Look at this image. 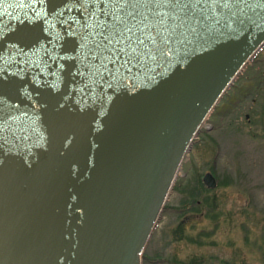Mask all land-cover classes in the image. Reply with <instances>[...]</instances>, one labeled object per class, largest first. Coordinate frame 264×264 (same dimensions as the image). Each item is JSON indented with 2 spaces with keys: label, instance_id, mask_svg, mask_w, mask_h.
<instances>
[{
  "label": "water",
  "instance_id": "water-1",
  "mask_svg": "<svg viewBox=\"0 0 264 264\" xmlns=\"http://www.w3.org/2000/svg\"><path fill=\"white\" fill-rule=\"evenodd\" d=\"M176 5L137 53L103 31L125 7ZM263 46L264 0H0V264H141L203 122Z\"/></svg>",
  "mask_w": 264,
  "mask_h": 264
},
{
  "label": "rangeland",
  "instance_id": "rangeland-1",
  "mask_svg": "<svg viewBox=\"0 0 264 264\" xmlns=\"http://www.w3.org/2000/svg\"><path fill=\"white\" fill-rule=\"evenodd\" d=\"M164 207L141 264H264V49L203 122Z\"/></svg>",
  "mask_w": 264,
  "mask_h": 264
},
{
  "label": "snow or ice",
  "instance_id": "snow-or-ice-1",
  "mask_svg": "<svg viewBox=\"0 0 264 264\" xmlns=\"http://www.w3.org/2000/svg\"><path fill=\"white\" fill-rule=\"evenodd\" d=\"M119 3L128 6L129 0H119ZM185 11L186 8L184 6L176 5L175 11H169L168 13L161 12L157 7L155 11L150 10L147 13L141 14L135 8L125 7L118 14L109 13L112 16V22L107 23L106 20L103 31L105 29L108 30L109 37L112 38L115 44L122 45L121 51H124L127 56L132 53H137L139 45L143 43V40L135 37L136 32L142 33L146 39H152L153 44H155L156 41L152 29H155L157 32H163L164 34L168 33L169 17L171 16L175 21L181 20ZM171 27H179V24L173 23ZM116 32L120 33L119 38L115 36ZM126 41H132V43Z\"/></svg>",
  "mask_w": 264,
  "mask_h": 264
},
{
  "label": "trees",
  "instance_id": "trees-1",
  "mask_svg": "<svg viewBox=\"0 0 264 264\" xmlns=\"http://www.w3.org/2000/svg\"><path fill=\"white\" fill-rule=\"evenodd\" d=\"M205 200H206V201H205V206H206L207 212L210 213V214L215 213V208H216V205H217V204L215 205L214 200H213L214 203H209L207 198H205ZM216 203H217V202H216ZM215 215H216V214H215ZM215 215H212L213 218L215 217ZM228 261H229V260H228ZM228 261H226V264H229Z\"/></svg>",
  "mask_w": 264,
  "mask_h": 264
},
{
  "label": "flooded vegetation",
  "instance_id": "flooded-vegetation-1",
  "mask_svg": "<svg viewBox=\"0 0 264 264\" xmlns=\"http://www.w3.org/2000/svg\"><path fill=\"white\" fill-rule=\"evenodd\" d=\"M264 49V46L256 53V55L249 61V62H251V61H253L254 60V58L258 55V53L260 52V51H262ZM248 62V63H249ZM164 209H165V207H164ZM161 216V215H160Z\"/></svg>",
  "mask_w": 264,
  "mask_h": 264
}]
</instances>
